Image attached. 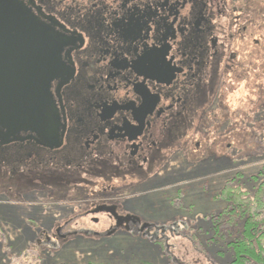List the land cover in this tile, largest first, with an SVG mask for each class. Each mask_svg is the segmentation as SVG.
I'll use <instances>...</instances> for the list:
<instances>
[{
	"label": "flooded vegetation",
	"instance_id": "af4514ba",
	"mask_svg": "<svg viewBox=\"0 0 264 264\" xmlns=\"http://www.w3.org/2000/svg\"><path fill=\"white\" fill-rule=\"evenodd\" d=\"M13 1L54 38L40 56L36 51L35 70L26 59L18 68L21 80L41 75L42 87L32 90H48L47 106L26 116L16 110L15 125H0L2 239L16 246L23 229L61 238L178 232L177 221L149 223L132 204L139 190L162 191L177 217L179 155L209 148L200 135L228 132L226 97L234 90L226 81L264 74V0ZM16 69L4 63L1 75L14 77ZM240 109H233L235 119L252 115ZM220 145L223 154L230 149ZM88 185L97 190L85 200L80 193ZM71 191L89 202L73 218L67 206L54 205L70 201ZM37 202L46 213L26 207L25 220L13 215Z\"/></svg>",
	"mask_w": 264,
	"mask_h": 264
},
{
	"label": "rangeland",
	"instance_id": "374dc122",
	"mask_svg": "<svg viewBox=\"0 0 264 264\" xmlns=\"http://www.w3.org/2000/svg\"><path fill=\"white\" fill-rule=\"evenodd\" d=\"M246 79L244 82L242 77L231 78L223 85L227 87L230 84V90H234L226 97L233 119L228 132L222 138L212 135L205 140L200 135L199 139L203 144L207 140L212 142L209 148L203 147L200 153L194 155H179L182 157V160L179 159L182 164L178 168L177 217L167 202L168 195H164L162 191L146 196L154 189L147 187L146 190H139V199L136 204H132L134 210L140 212L149 223L166 224L169 227L170 223L177 221L178 232L175 229L173 233L156 234L153 238L131 235L124 231H118L112 236H95L87 231H79L61 238L49 232L42 233L40 229H23L14 237L16 246H11L13 239L5 241L0 234V264H86L91 261L103 264H231V251L223 242L213 239L210 228L211 215L225 204L216 199V196L223 183L233 177L244 189H248L252 186V181H248V178L260 172L259 169L264 166V74L260 79L252 78V75ZM258 85H261L262 90L256 94ZM237 107L241 108L240 112H252V115L241 120L235 119L233 112L238 111L233 109ZM226 144L230 147L228 151L224 154L222 150L218 151V145L225 149ZM204 159L207 161L198 165ZM262 178L263 176H259L256 182L259 184ZM86 190V193L80 195L88 200L86 195L97 190V187L88 185ZM71 195L70 201L55 202L54 205L55 208L67 206V213L73 218L82 210L80 206L89 202L79 200L74 191H71ZM117 202L120 206L123 205L121 200ZM40 203L33 208L30 204L23 203V208L14 209L13 215L23 216L25 220L29 214L25 211L28 209H42L46 213L48 206L44 202ZM5 209L7 207H3L0 201V212ZM36 213H30L35 224L38 222ZM50 214L51 210L48 216Z\"/></svg>",
	"mask_w": 264,
	"mask_h": 264
},
{
	"label": "water",
	"instance_id": "95a60500",
	"mask_svg": "<svg viewBox=\"0 0 264 264\" xmlns=\"http://www.w3.org/2000/svg\"><path fill=\"white\" fill-rule=\"evenodd\" d=\"M18 24L23 26L20 28ZM52 38H54L52 33L39 25L19 4L13 0H0V125H3L2 123L15 125L16 121L10 117V114H17L16 110L20 113L23 109L22 114L26 116L32 114V107L41 113L40 109L47 106L48 90H32L35 86L42 87L44 79H41V75L36 76L35 71L31 77L35 79L33 83L28 82L32 80L30 78L28 81L21 80L24 71L22 70L20 73L18 68L21 64L24 65L26 59L32 62V70H35L36 64L40 65L41 63L40 57L36 58V51L40 56L43 50L49 48L46 39ZM51 54L54 56L55 62L56 53L51 52ZM4 63L17 65V73L14 77H10L7 72L6 76L1 75ZM50 79H46V86ZM25 85L27 89L23 90ZM10 86L13 90L10 89ZM10 109H14L15 112L12 113ZM25 122L31 123L30 118ZM11 133L8 132V134ZM112 209L107 210L111 211Z\"/></svg>",
	"mask_w": 264,
	"mask_h": 264
},
{
	"label": "trees",
	"instance_id": "16d2710c",
	"mask_svg": "<svg viewBox=\"0 0 264 264\" xmlns=\"http://www.w3.org/2000/svg\"><path fill=\"white\" fill-rule=\"evenodd\" d=\"M259 171L248 178L252 181L248 189L233 177L223 183L216 196L225 204L211 215L210 228L213 239L223 242L231 251V264H264V166ZM259 176L263 178L258 184Z\"/></svg>",
	"mask_w": 264,
	"mask_h": 264
}]
</instances>
